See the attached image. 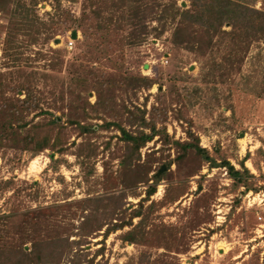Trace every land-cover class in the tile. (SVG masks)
I'll return each instance as SVG.
<instances>
[{
  "label": "rangeland",
  "instance_id": "rangeland-1",
  "mask_svg": "<svg viewBox=\"0 0 264 264\" xmlns=\"http://www.w3.org/2000/svg\"><path fill=\"white\" fill-rule=\"evenodd\" d=\"M111 1L0 0V105L35 102L17 146H0V247L59 236L69 250L49 264H264V38L234 53L216 36L201 55L172 41L177 20L152 17L135 43L100 21ZM232 1L264 12V0ZM140 77L153 83L132 86ZM137 108L160 132L135 171L116 125L135 132ZM188 131L217 163L246 158V184L191 152L177 159ZM28 136L50 144L36 153Z\"/></svg>",
  "mask_w": 264,
  "mask_h": 264
},
{
  "label": "trees",
  "instance_id": "trees-1",
  "mask_svg": "<svg viewBox=\"0 0 264 264\" xmlns=\"http://www.w3.org/2000/svg\"><path fill=\"white\" fill-rule=\"evenodd\" d=\"M116 1V2H115ZM112 0L108 3L115 11L105 19H100L99 8L94 9V15H97L101 22L115 23L118 25H126L129 27V40L131 42L140 43L143 37L149 33L145 24L148 18H156L162 22L165 19L177 20L172 41L176 44L187 45L190 50L198 54H204L205 49L211 48L216 42L214 37H219L220 43L223 39H228L231 44V52L237 53L241 50V44L249 45L252 41L264 38V12L248 6L242 5L232 0H189L190 6L186 9L177 5V0ZM126 9L121 10V7ZM121 10V11H117ZM118 12V13H117ZM228 26L230 29L225 30ZM200 52V53H199ZM219 67L220 64H213ZM222 66V64H221ZM219 70V68H216ZM264 74V65H263ZM223 75V74H222ZM132 86L139 85L151 86V79L140 77L132 80ZM31 95L27 94L24 98L14 101L5 99L0 105V146L3 145L2 139H10L11 145L17 146L16 137L21 128L26 127L23 112L29 109L35 103L31 99ZM101 104L99 101L98 105ZM125 108V107H124ZM126 109V108H125ZM127 110V109H126ZM135 111H128V122H139V128L135 132H129L124 127L116 125L126 141L127 155L121 161L123 168L133 170L132 161L140 159V149L150 140H152L160 130L156 129L154 121H147L145 111L137 108ZM55 122L57 121L54 120ZM74 124L76 121L69 119ZM110 124V123H109ZM107 124L108 126H110ZM149 129L147 133L143 129ZM188 141H176L177 147L181 148L182 154L177 159H182L190 152L201 160L210 163L211 167L223 166L227 168L228 175L234 180L235 184H246L245 178L250 176V170L245 165L246 158L239 162L241 169H237L228 160L220 163L209 155L206 148L199 144L198 138H195L191 131H188ZM28 141L34 142V151L36 153L43 151L49 146L47 138H43L42 142H36L32 136L27 137ZM27 141L26 145L29 144ZM54 146V145H53ZM162 172V170L160 171ZM157 177V176H156ZM159 180V179H158ZM156 186H152L147 190V197L155 193ZM248 189V188H247ZM92 202L93 199H88ZM100 202V200H96ZM140 211H135L132 217L138 216ZM126 225L122 222L116 223L112 227H108L104 236L110 231H115ZM127 240L132 242V237L127 235ZM31 247L18 245L15 247H0V264H49L53 263L54 257H61L63 253L69 250V240L63 237H53L44 239L30 238ZM71 247V246H70Z\"/></svg>",
  "mask_w": 264,
  "mask_h": 264
},
{
  "label": "built area",
  "instance_id": "built-area-1",
  "mask_svg": "<svg viewBox=\"0 0 264 264\" xmlns=\"http://www.w3.org/2000/svg\"><path fill=\"white\" fill-rule=\"evenodd\" d=\"M71 44H72V43H71ZM71 44H70V45H71Z\"/></svg>",
  "mask_w": 264,
  "mask_h": 264
}]
</instances>
